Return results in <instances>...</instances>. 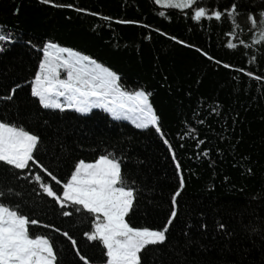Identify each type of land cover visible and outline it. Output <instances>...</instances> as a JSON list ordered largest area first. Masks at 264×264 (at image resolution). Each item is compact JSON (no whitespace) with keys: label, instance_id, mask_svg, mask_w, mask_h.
<instances>
[{"label":"trees","instance_id":"16d2710c","mask_svg":"<svg viewBox=\"0 0 264 264\" xmlns=\"http://www.w3.org/2000/svg\"><path fill=\"white\" fill-rule=\"evenodd\" d=\"M233 5L235 20L227 14ZM199 8L207 15L197 21ZM216 11L221 19L209 18ZM262 13L264 0H197L187 8L155 0H0L7 37L0 122L39 137L30 168L0 162V204L39 222L30 235L53 242L57 264H84L81 256L107 264L102 244L86 236L94 216L61 208L40 183L62 194L79 161L113 154L135 192L126 217L132 227L164 228L180 191L165 242L143 250L141 264H264V43H254L261 37L249 20ZM48 42L109 68L122 89L149 94L157 125L138 128L102 109L44 108L31 82Z\"/></svg>","mask_w":264,"mask_h":264},{"label":"snow or ice","instance_id":"6c2138e0","mask_svg":"<svg viewBox=\"0 0 264 264\" xmlns=\"http://www.w3.org/2000/svg\"><path fill=\"white\" fill-rule=\"evenodd\" d=\"M156 3H162L165 7L187 8L197 3V0H156ZM227 14L235 20L236 6L233 5ZM206 15V10L199 8L194 12L193 19L199 21ZM222 15L216 11L209 18L220 20ZM249 20L261 37L254 43H264V13L259 21L253 16H249ZM6 39L5 35L0 34V41ZM240 43L244 44V41ZM228 47L235 48L237 45L229 42ZM64 53H67L66 57ZM44 55L45 60L41 62L31 87L32 96L37 97L44 108L61 111L69 108L88 113L94 107H101L116 119H120L121 110L126 109L143 115L136 127L157 125L158 117L149 103V94L122 91L116 73L86 56L54 44L47 45ZM61 68L67 70L65 79L61 78ZM61 97L64 102L59 99ZM38 145V136L23 128L0 122V162L14 169H28L31 167L29 162L37 163L33 152ZM39 167L47 172L42 165ZM48 175L51 176V173ZM34 179L39 183L42 178L36 175ZM52 179L56 180V177L52 176ZM56 183L61 184V181L56 180ZM40 187L61 208L74 207L76 212L87 211L94 216L93 231L86 233V236L102 244L106 250L107 264H141L140 253L143 250L164 243L168 226L176 217V197L180 195V191H177L173 196L174 210L164 228L151 230L132 227L126 217L133 208L135 192L122 174L121 161L113 154L100 156L91 163L79 161L70 179L62 184V194L58 195L47 183H40ZM0 195L3 193L0 192ZM62 214L71 216L72 212L64 211ZM38 223L21 214L18 208L0 204V264H57L53 242L42 235H30V226ZM63 235L68 236V233ZM72 243L75 246L76 241L72 240ZM80 258L84 264H90L86 257Z\"/></svg>","mask_w":264,"mask_h":264},{"label":"rangeland","instance_id":"374dc122","mask_svg":"<svg viewBox=\"0 0 264 264\" xmlns=\"http://www.w3.org/2000/svg\"><path fill=\"white\" fill-rule=\"evenodd\" d=\"M156 1V0H155ZM158 4V3H157ZM160 6H164L162 3H160L159 4ZM0 34H1V32H0ZM49 44H54V45H56L57 47H59V48H66V49H70V50H72L73 52H76V53H79L81 56H86V57H88L90 60H93L92 58H90L89 56H87V55H85V54H82V53H80V52H78V51H76V50H73V49H71V48H69V47H65V46H61V45H58V44H56V43H50V42H48V43H46L45 44V48L47 47V45H49ZM1 46H2V44H1V41H0V48H1ZM45 48H44V50H45ZM53 52H54V50H52ZM65 57L67 56V53H64L63 54ZM45 60V55L43 54V57H42V59H41V61H40V64H41V62H43ZM93 61H95V60H93ZM97 64H100L101 66H103L104 68H107V67H105L104 65H102L101 63H99V62H97V61H95ZM40 66V65H39ZM107 69H109V68H107ZM110 70V69H109ZM38 71H39V69H38ZM38 71H37V73H38ZM110 71H112V70H110ZM60 72H61V78L62 79H65L66 78V72H67V70L66 69H63V68H61L60 69ZM113 72V71H112ZM36 73V74H37ZM36 76V75H35ZM35 78V77H34ZM34 78L32 79V81L34 80ZM119 84V83H118ZM31 87H32V82H31ZM119 87H120V85H119ZM120 89L122 90V91H124V92H127V93H135V92H143L141 89H133V90H124V89H122L121 87H120ZM60 100H61V102H64V98L63 97H61V98H59ZM109 99H111V97H109ZM65 109H69V108H65ZM92 109H102L103 111H105L106 113H108L112 118H114L113 117V115L109 112V111H107V110H105L104 108H101V107H94V108H92ZM72 110H74V109H72ZM121 112H122V115H121V118L119 119V120H125V121H128V122H130V123H132L134 126H136L138 123H140L141 122V120L143 119V115L141 114V113H139V112H128L126 109H124V110H121ZM116 119V118H115ZM149 126H155V125H149ZM96 161V160H95ZM95 161H92V162H95ZM88 163H91V162H88ZM70 179V178H69Z\"/></svg>","mask_w":264,"mask_h":264}]
</instances>
